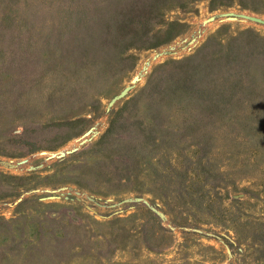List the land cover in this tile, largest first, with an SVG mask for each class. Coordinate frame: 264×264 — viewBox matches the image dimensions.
<instances>
[{
	"label": "rangeland",
	"instance_id": "374dc122",
	"mask_svg": "<svg viewBox=\"0 0 264 264\" xmlns=\"http://www.w3.org/2000/svg\"><path fill=\"white\" fill-rule=\"evenodd\" d=\"M255 19L264 0H0V264H264ZM217 33L257 52L228 68Z\"/></svg>",
	"mask_w": 264,
	"mask_h": 264
},
{
	"label": "trees",
	"instance_id": "16d2710c",
	"mask_svg": "<svg viewBox=\"0 0 264 264\" xmlns=\"http://www.w3.org/2000/svg\"><path fill=\"white\" fill-rule=\"evenodd\" d=\"M231 43H224V39L221 38V34L217 33L216 35H213L211 36L210 38L207 39V42L204 44L203 46V50H207L209 49L210 47H212L213 45H216L217 47L220 48V55L222 56L224 51H225V55L228 56V62H227V66L229 68V65L230 64H237L238 66H240L241 64H245L246 63V60H242L241 57L244 53L243 56H246L248 55V52H257V50L253 49V48H249V50H247V47L246 45L244 44V46H237L239 45L240 43H244V40L243 39H239L238 43L235 44L236 40H238V38H233V39H230ZM258 52H261V54H264V49L261 51L259 50ZM233 57H236L237 56V59L236 61H233L232 62V56ZM220 56V57H221ZM196 57V56H195ZM194 57H191V58H188L186 59L185 61H190V60H193ZM183 63V62H181ZM172 64V63H170ZM193 70V69H192ZM191 70V72H193ZM230 79H232V81H234L235 83H237V80L241 79V78H238V75L235 74V75H225V76H220L218 78V80H220L221 82V86L223 87L222 91L220 92V95L221 96H224L226 94V91H227V85L228 83L230 82ZM243 83V80L241 79L240 80V84Z\"/></svg>",
	"mask_w": 264,
	"mask_h": 264
},
{
	"label": "water",
	"instance_id": "95a60500",
	"mask_svg": "<svg viewBox=\"0 0 264 264\" xmlns=\"http://www.w3.org/2000/svg\"><path fill=\"white\" fill-rule=\"evenodd\" d=\"M255 21H256L258 24L264 26V20H262V19H255ZM130 87H131V86H127V87H125V88H124L119 94H117L116 96H114V97L109 101V103H108V107H111V106H112L117 100L123 98V97L126 95V93L130 90Z\"/></svg>",
	"mask_w": 264,
	"mask_h": 264
}]
</instances>
